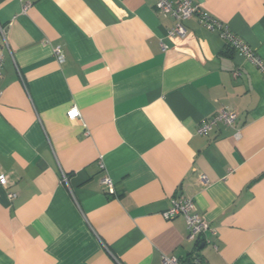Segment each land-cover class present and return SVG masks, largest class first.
Masks as SVG:
<instances>
[{
    "label": "crops",
    "instance_id": "0c3cea01",
    "mask_svg": "<svg viewBox=\"0 0 264 264\" xmlns=\"http://www.w3.org/2000/svg\"><path fill=\"white\" fill-rule=\"evenodd\" d=\"M192 2L264 61V0ZM173 24L155 0H0V264H264V74ZM222 108L235 127L197 134ZM178 195L216 234L163 217Z\"/></svg>",
    "mask_w": 264,
    "mask_h": 264
},
{
    "label": "built area",
    "instance_id": "2783aa9c",
    "mask_svg": "<svg viewBox=\"0 0 264 264\" xmlns=\"http://www.w3.org/2000/svg\"><path fill=\"white\" fill-rule=\"evenodd\" d=\"M155 8L162 13L169 14L174 19L173 26L167 30V35L171 37H184L186 35V28L183 22L189 18L195 17L197 22L207 30L215 31L219 37L229 45L232 49L240 52L246 59L253 63L261 73L264 74V61L261 59L253 49L238 35L233 33L229 27L212 16L209 12L204 10L200 4L193 3L192 0H155ZM0 37L4 40L3 29L0 27ZM161 47L164 49L165 45L162 43ZM58 61H63V55L59 49L54 51ZM3 53L0 52V78L2 74ZM79 110L72 107L67 111L66 115L69 119H76L79 117ZM236 114L232 110L225 108L219 109L211 115L203 119L196 128L197 134H206L211 131L218 123L235 127ZM234 136L238 138L240 131L235 129ZM102 168V161L99 162ZM201 180H205L204 175L200 176ZM63 180H66L63 177ZM102 184L107 193L114 194L113 181L109 176L102 178ZM7 178L4 173H0V187L6 188ZM6 196L12 199L16 196L15 193L7 191ZM166 219H172L178 215L184 218L187 237L192 240H197L202 237L205 232L216 234L215 228L201 216L196 209L194 200L192 198L182 197L180 195L174 196L170 199L168 208L162 212ZM163 264H206V261L201 257L194 256L191 261L180 260L175 256L162 255Z\"/></svg>",
    "mask_w": 264,
    "mask_h": 264
}]
</instances>
